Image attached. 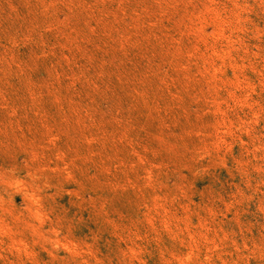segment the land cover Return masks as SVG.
<instances>
[{
    "label": "rangeland",
    "instance_id": "374dc122",
    "mask_svg": "<svg viewBox=\"0 0 264 264\" xmlns=\"http://www.w3.org/2000/svg\"><path fill=\"white\" fill-rule=\"evenodd\" d=\"M0 264H264V0H0Z\"/></svg>",
    "mask_w": 264,
    "mask_h": 264
}]
</instances>
